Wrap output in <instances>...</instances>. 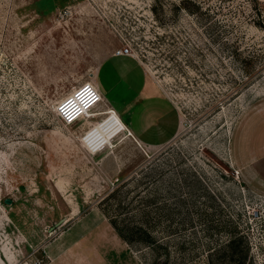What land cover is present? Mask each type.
Returning <instances> with one entry per match:
<instances>
[{
  "label": "rangeland",
  "instance_id": "rangeland-1",
  "mask_svg": "<svg viewBox=\"0 0 264 264\" xmlns=\"http://www.w3.org/2000/svg\"><path fill=\"white\" fill-rule=\"evenodd\" d=\"M0 264H264V0H0Z\"/></svg>",
  "mask_w": 264,
  "mask_h": 264
},
{
  "label": "crops",
  "instance_id": "crops-1",
  "mask_svg": "<svg viewBox=\"0 0 264 264\" xmlns=\"http://www.w3.org/2000/svg\"><path fill=\"white\" fill-rule=\"evenodd\" d=\"M139 86L128 83L124 86L126 89L113 88L112 99L122 108L121 114L127 115L138 137L144 142L161 143L175 130V111H169L170 102L154 92L152 85Z\"/></svg>",
  "mask_w": 264,
  "mask_h": 264
},
{
  "label": "built area",
  "instance_id": "built-area-1",
  "mask_svg": "<svg viewBox=\"0 0 264 264\" xmlns=\"http://www.w3.org/2000/svg\"><path fill=\"white\" fill-rule=\"evenodd\" d=\"M117 54H119V55H126V54H129V50H128V48H120L118 50Z\"/></svg>",
  "mask_w": 264,
  "mask_h": 264
},
{
  "label": "water",
  "instance_id": "water-1",
  "mask_svg": "<svg viewBox=\"0 0 264 264\" xmlns=\"http://www.w3.org/2000/svg\"><path fill=\"white\" fill-rule=\"evenodd\" d=\"M5 202L6 203H12L13 202V199L7 197V198H5ZM64 221H65V218H62V219L59 220V222L57 224L63 223Z\"/></svg>",
  "mask_w": 264,
  "mask_h": 264
},
{
  "label": "trees",
  "instance_id": "trees-1",
  "mask_svg": "<svg viewBox=\"0 0 264 264\" xmlns=\"http://www.w3.org/2000/svg\"><path fill=\"white\" fill-rule=\"evenodd\" d=\"M120 234L123 235L122 233H120ZM236 240L237 239H235V238H233V239L230 240V243H229L230 247H233L235 249V244H236L235 242H236Z\"/></svg>",
  "mask_w": 264,
  "mask_h": 264
},
{
  "label": "snow or ice",
  "instance_id": "snow-or-ice-1",
  "mask_svg": "<svg viewBox=\"0 0 264 264\" xmlns=\"http://www.w3.org/2000/svg\"><path fill=\"white\" fill-rule=\"evenodd\" d=\"M84 91H87V89H85ZM69 103H71V101Z\"/></svg>",
  "mask_w": 264,
  "mask_h": 264
}]
</instances>
